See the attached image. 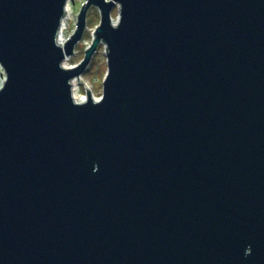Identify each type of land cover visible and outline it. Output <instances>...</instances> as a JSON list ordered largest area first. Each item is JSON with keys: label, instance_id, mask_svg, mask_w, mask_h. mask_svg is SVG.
<instances>
[{"label": "water", "instance_id": "obj_1", "mask_svg": "<svg viewBox=\"0 0 264 264\" xmlns=\"http://www.w3.org/2000/svg\"><path fill=\"white\" fill-rule=\"evenodd\" d=\"M68 5L0 0V264H264V0Z\"/></svg>", "mask_w": 264, "mask_h": 264}, {"label": "rangeland", "instance_id": "obj_2", "mask_svg": "<svg viewBox=\"0 0 264 264\" xmlns=\"http://www.w3.org/2000/svg\"><path fill=\"white\" fill-rule=\"evenodd\" d=\"M87 0H70L69 12L65 17V33L66 43L76 34L78 18L82 8L86 5ZM119 11L115 9L112 18L116 22L118 20ZM101 13L98 8H91L87 16V26L82 40L77 44L74 54L64 62L66 68H77L85 60L86 52L92 47L95 39V32L100 25ZM108 72V59L106 54V46L101 44L95 53L87 70L83 75L73 82L77 85L78 97L88 100V90L95 100H100L103 95V83ZM6 75L4 70L0 69V89L4 87ZM73 84V83H72ZM74 90V89H73ZM74 95V92H73Z\"/></svg>", "mask_w": 264, "mask_h": 264}, {"label": "bare ground", "instance_id": "obj_3", "mask_svg": "<svg viewBox=\"0 0 264 264\" xmlns=\"http://www.w3.org/2000/svg\"><path fill=\"white\" fill-rule=\"evenodd\" d=\"M69 7V6H68ZM67 7V13L69 12V8ZM67 13H66V15H67ZM114 23H116L115 21H114ZM64 33H65V20L63 21V23H62V27H61V30H60V34H59V44L63 47L65 44H66V38L64 37ZM0 69H2L3 70V68L2 67H0ZM68 69H71V68H68ZM6 82V81H5ZM73 83V92H74V99H75V101L76 102H80V103H82V102H85L86 101V99H81L80 97H78V90H77V85H76V83L75 82H72Z\"/></svg>", "mask_w": 264, "mask_h": 264}, {"label": "built area", "instance_id": "obj_4", "mask_svg": "<svg viewBox=\"0 0 264 264\" xmlns=\"http://www.w3.org/2000/svg\"><path fill=\"white\" fill-rule=\"evenodd\" d=\"M69 1H70V0H69ZM1 89H2V88H1ZM1 89H0V90H1Z\"/></svg>", "mask_w": 264, "mask_h": 264}]
</instances>
